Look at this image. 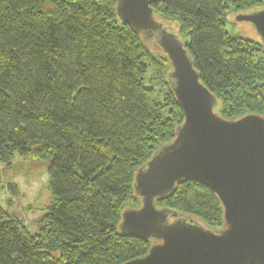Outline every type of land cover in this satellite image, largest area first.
<instances>
[{
  "label": "trees",
  "instance_id": "obj_1",
  "mask_svg": "<svg viewBox=\"0 0 264 264\" xmlns=\"http://www.w3.org/2000/svg\"><path fill=\"white\" fill-rule=\"evenodd\" d=\"M116 6L0 0V183L12 178L16 155L32 154L53 196L35 235L0 205V264H125L154 243L119 226L126 209L142 206L137 171L175 139L184 114L168 57L121 22ZM152 7L178 23L221 116L264 115V60L254 54L262 45L227 29L232 8L248 12L264 0H152ZM150 67L159 90L145 84ZM156 206L213 230L224 224L216 194L194 182Z\"/></svg>",
  "mask_w": 264,
  "mask_h": 264
},
{
  "label": "water",
  "instance_id": "obj_2",
  "mask_svg": "<svg viewBox=\"0 0 264 264\" xmlns=\"http://www.w3.org/2000/svg\"><path fill=\"white\" fill-rule=\"evenodd\" d=\"M116 14L171 62L169 81L184 114L175 139L135 175L139 209H126L120 233L154 241L149 253L125 264H264V115L228 120L216 112L217 97L175 32L160 22L152 0H116ZM251 23L264 49V9L240 15ZM183 182L216 194L222 229L160 210L156 201Z\"/></svg>",
  "mask_w": 264,
  "mask_h": 264
},
{
  "label": "rangeland",
  "instance_id": "obj_3",
  "mask_svg": "<svg viewBox=\"0 0 264 264\" xmlns=\"http://www.w3.org/2000/svg\"><path fill=\"white\" fill-rule=\"evenodd\" d=\"M259 8L251 11H237L232 8L227 16V29L232 36H241L252 42L261 43V38L255 27L248 22H240V15L251 14L255 11L263 10ZM160 22L171 28L175 34L184 42V38L179 33V25L176 22ZM255 59L264 60V49L262 46L256 48ZM147 87H154L159 90L157 82L154 80V71L150 67L146 77ZM222 103L216 108L220 113ZM32 154L26 156L16 155L12 164V178L0 183V205L11 216L17 218L32 234H38L40 228L47 222V213L53 202L49 174L43 164H39ZM5 165L2 166V169Z\"/></svg>",
  "mask_w": 264,
  "mask_h": 264
}]
</instances>
